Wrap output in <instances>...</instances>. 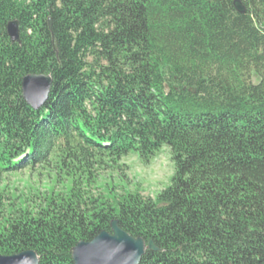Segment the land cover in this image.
Listing matches in <instances>:
<instances>
[{
  "label": "trees",
  "instance_id": "1",
  "mask_svg": "<svg viewBox=\"0 0 264 264\" xmlns=\"http://www.w3.org/2000/svg\"><path fill=\"white\" fill-rule=\"evenodd\" d=\"M240 1L0 0V182L30 180L0 184V256L74 264L117 220L158 249L140 264H264V0ZM28 74L52 78L38 110ZM164 146L165 190L116 185Z\"/></svg>",
  "mask_w": 264,
  "mask_h": 264
},
{
  "label": "water",
  "instance_id": "2",
  "mask_svg": "<svg viewBox=\"0 0 264 264\" xmlns=\"http://www.w3.org/2000/svg\"><path fill=\"white\" fill-rule=\"evenodd\" d=\"M240 13L246 8L240 0L233 3ZM52 18H48L52 30ZM18 21H10L7 26L8 38L20 42ZM52 78L44 74H28L22 80L23 98L33 109H40L48 100ZM111 232L102 231L91 241H80L72 250L74 264H140L147 250L157 251L153 242L149 245L141 238H134L119 228L118 221L111 222ZM0 264H39L36 252L26 250L11 256H0Z\"/></svg>",
  "mask_w": 264,
  "mask_h": 264
},
{
  "label": "rangeland",
  "instance_id": "3",
  "mask_svg": "<svg viewBox=\"0 0 264 264\" xmlns=\"http://www.w3.org/2000/svg\"><path fill=\"white\" fill-rule=\"evenodd\" d=\"M171 161L170 149L167 146L160 148L148 164L142 162L137 154L132 153L123 159L122 164L128 167L124 172L126 177L121 172L113 173L114 182L120 189H138L144 197L154 198L171 184L175 173V166ZM7 178L2 180L0 184H9L10 188L17 187L26 192V187L30 181L27 173L17 176L9 175ZM31 181L34 182V185L38 183L35 177ZM42 181L46 185V180ZM119 192L121 193V191Z\"/></svg>",
  "mask_w": 264,
  "mask_h": 264
}]
</instances>
